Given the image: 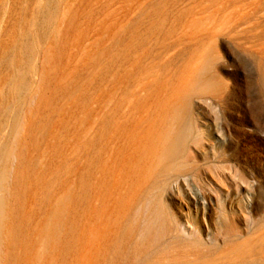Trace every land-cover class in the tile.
<instances>
[{"label": "rangeland", "instance_id": "rangeland-1", "mask_svg": "<svg viewBox=\"0 0 264 264\" xmlns=\"http://www.w3.org/2000/svg\"><path fill=\"white\" fill-rule=\"evenodd\" d=\"M148 67L212 103L264 228V0H0V264H108V90Z\"/></svg>", "mask_w": 264, "mask_h": 264}, {"label": "bare ground", "instance_id": "bare-ground-1", "mask_svg": "<svg viewBox=\"0 0 264 264\" xmlns=\"http://www.w3.org/2000/svg\"><path fill=\"white\" fill-rule=\"evenodd\" d=\"M133 72L108 90V264H264L254 183L218 151L230 138L205 119L212 103L151 67ZM61 211L48 218L49 238Z\"/></svg>", "mask_w": 264, "mask_h": 264}]
</instances>
